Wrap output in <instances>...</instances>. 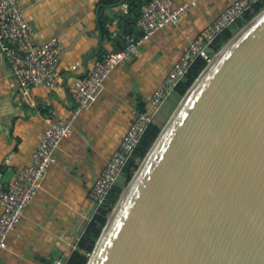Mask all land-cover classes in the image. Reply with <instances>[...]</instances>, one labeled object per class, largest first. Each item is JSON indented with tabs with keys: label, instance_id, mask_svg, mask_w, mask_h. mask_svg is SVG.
<instances>
[{
	"label": "water",
	"instance_id": "95a60500",
	"mask_svg": "<svg viewBox=\"0 0 264 264\" xmlns=\"http://www.w3.org/2000/svg\"><path fill=\"white\" fill-rule=\"evenodd\" d=\"M147 1L107 19L114 51L138 33L123 20L136 24ZM257 15L171 122L208 64L181 98L87 264H264V10Z\"/></svg>",
	"mask_w": 264,
	"mask_h": 264
},
{
	"label": "crops",
	"instance_id": "0c3cea01",
	"mask_svg": "<svg viewBox=\"0 0 264 264\" xmlns=\"http://www.w3.org/2000/svg\"><path fill=\"white\" fill-rule=\"evenodd\" d=\"M131 1L20 0L25 18L36 30L37 42L53 35L62 39V75L55 87L34 83L23 89L0 48L2 181L9 183L29 164L48 127L49 113L64 116L71 113L73 78L86 75L100 54L104 57L106 52L113 51L112 43L106 39L107 19L123 10L122 4L130 5ZM233 1L199 0L178 24L159 30L140 45L137 55L112 70L96 101L74 121V130L56 150L38 194L17 229L9 235L8 247L0 255L5 264L67 260L97 209L89 192L137 112L145 108L152 91L161 85L189 42ZM123 23L138 29L136 36L141 34L137 21L134 24L124 19ZM76 62L80 65L73 70ZM11 155V163L7 165L5 160ZM3 211L0 204V218Z\"/></svg>",
	"mask_w": 264,
	"mask_h": 264
},
{
	"label": "built area",
	"instance_id": "2783aa9c",
	"mask_svg": "<svg viewBox=\"0 0 264 264\" xmlns=\"http://www.w3.org/2000/svg\"><path fill=\"white\" fill-rule=\"evenodd\" d=\"M261 0H234L227 5L197 36L192 39L181 58L165 75L161 85L149 96L144 109L137 112L123 135L121 143L111 154L89 192L92 202L99 208L109 195L114 181L127 166L152 117L170 92L184 77L186 71L198 57L212 58V43L226 30H232L244 14ZM199 0H148L141 9L137 24L141 34L132 36L129 44L120 51H111L102 58H96L84 76H75L70 90L74 106L68 116L54 111L47 115L48 127L33 150L29 164L19 170L7 187L0 182V204L4 211L0 218V255L8 247L9 235L20 224L27 207L33 202L55 160V152L74 130V121L88 109L105 87L109 74L128 58L139 53V47L150 40L159 30L178 24L191 7ZM124 12L131 11L128 3L122 4ZM34 26L25 18L20 0H0V48L9 60L13 75L23 89L31 84L41 83L55 87L61 80L60 62L64 45L58 35L37 42ZM80 63L72 65L77 70ZM11 157L5 160L8 165ZM0 264H5L0 259ZM51 264H65L63 258H56Z\"/></svg>",
	"mask_w": 264,
	"mask_h": 264
},
{
	"label": "trees",
	"instance_id": "16d2710c",
	"mask_svg": "<svg viewBox=\"0 0 264 264\" xmlns=\"http://www.w3.org/2000/svg\"><path fill=\"white\" fill-rule=\"evenodd\" d=\"M114 0H105L112 2ZM131 9L134 7L130 5ZM264 9V0L254 4L243 16L240 25L246 24L251 18ZM232 30L224 31L211 45L212 51L219 50L230 38H232ZM207 66V60L203 57L196 58L186 71L184 77L178 82L168 97L163 101L154 113L151 122L145 129L140 143L135 149L127 166L120 172L113 183L109 195L103 205L96 209L91 220L83 231L77 248L69 255L65 264H87L95 245L105 227L109 213L118 202L122 190L133 178L138 170L146 154L152 147L161 132L170 113L174 110L177 102L182 98L202 70Z\"/></svg>",
	"mask_w": 264,
	"mask_h": 264
},
{
	"label": "bare ground",
	"instance_id": "6f19581e",
	"mask_svg": "<svg viewBox=\"0 0 264 264\" xmlns=\"http://www.w3.org/2000/svg\"><path fill=\"white\" fill-rule=\"evenodd\" d=\"M261 14V13H260ZM259 14V15H260ZM259 15H257L254 19H252L248 24H250L253 20H255ZM247 24V25H248ZM243 26L239 31L238 33H236L233 38L227 43L225 44V46L220 50L218 51L217 53H215L212 58L210 59V61L208 62V66L204 72V74H202V76L196 81V83L194 84V86L190 89L189 93L186 95V97L182 100V103H181V106L175 111L174 113V116H172V119H171V122L174 120V118L176 117V115L178 114L180 108L186 103V101L188 100V98L190 97V95L192 94L193 90L198 86V84L204 79V77L207 75V73L209 72V70L215 65L217 59L222 55L223 52H225L229 47L230 45L233 43V41L237 38V36L241 33V31L247 26ZM170 122V123H171ZM166 131V128L165 130L163 131L162 134H164ZM126 186V185H125ZM131 184L126 187V189L123 191V194H122V199H121V202L115 207V209L112 211L111 213V220H113V214H116L122 204V202L124 201V199L127 197L128 193L130 192L131 190Z\"/></svg>",
	"mask_w": 264,
	"mask_h": 264
},
{
	"label": "rangeland",
	"instance_id": "374dc122",
	"mask_svg": "<svg viewBox=\"0 0 264 264\" xmlns=\"http://www.w3.org/2000/svg\"><path fill=\"white\" fill-rule=\"evenodd\" d=\"M264 10V9H263ZM261 12V11H260ZM257 15V14H256ZM255 15V16H256ZM244 25H246V24H244ZM243 27V25H240V22L236 25V26H234L233 28H232V33H233V35H232V37L236 34V33H238V31L241 29ZM220 51V50H219ZM212 53V55L214 54V52L215 51H211ZM217 53V52H216ZM181 101V98L178 100V102H177V105H176V107L178 106V104H179V102ZM176 107L174 108V110L176 109ZM174 110L170 113V116L172 115V113L174 112ZM170 116L168 117V119L166 120V123L168 122V120H169V118H170ZM166 123H165V125H166ZM164 125V126H165ZM163 126V127H164Z\"/></svg>",
	"mask_w": 264,
	"mask_h": 264
}]
</instances>
